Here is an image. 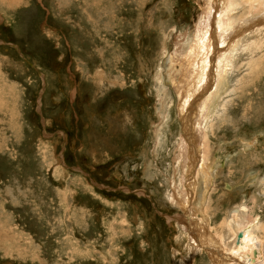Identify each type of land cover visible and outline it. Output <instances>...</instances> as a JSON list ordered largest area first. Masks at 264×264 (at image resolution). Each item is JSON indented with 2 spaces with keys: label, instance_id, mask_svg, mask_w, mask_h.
Returning <instances> with one entry per match:
<instances>
[{
  "label": "rangeland",
  "instance_id": "374dc122",
  "mask_svg": "<svg viewBox=\"0 0 264 264\" xmlns=\"http://www.w3.org/2000/svg\"><path fill=\"white\" fill-rule=\"evenodd\" d=\"M204 6L0 0V264H214L205 241L193 252L183 206L169 199L184 125L174 84L162 78L160 110L154 79L194 38ZM263 46L252 72L253 52L240 51L210 103L216 174L206 224L194 217L214 237L246 204L264 244Z\"/></svg>",
  "mask_w": 264,
  "mask_h": 264
},
{
  "label": "bare ground",
  "instance_id": "6f19581e",
  "mask_svg": "<svg viewBox=\"0 0 264 264\" xmlns=\"http://www.w3.org/2000/svg\"><path fill=\"white\" fill-rule=\"evenodd\" d=\"M204 3V19L197 30L198 34L196 31V35L187 45L184 42L181 45L178 43L179 46L175 47L167 60V73L163 74L164 72L158 69L154 76L160 110L166 108L169 98L166 83H163L162 78L174 84L178 95L177 110L182 114L180 116L184 125L182 138L174 156L177 164L172 171V177L169 178L172 185L169 199L173 204L183 206L185 223L183 224L179 216L177 218L183 225L187 224L193 232L196 244L195 246L192 243L194 253L203 248L200 241H205L208 246L204 247L209 250L214 264H264V244L256 224H248L254 220L249 217L246 204L231 209L228 219L222 222L223 225L218 228L219 231L214 237L208 231L204 232V223L194 217L197 211L201 212V220L204 219L206 224L204 200L216 174L213 173L215 159L210 155L205 141L209 106L220 81L232 73L240 51L253 52L251 60L244 56L246 61H250L251 72L262 64L263 56L255 58L254 50L256 46L264 45V0H204ZM239 7H245L246 11L236 17L233 12ZM249 13L252 17H245ZM257 15H260L259 18L254 19ZM175 44L177 45L176 42ZM160 110L158 109L159 112ZM177 169L181 172L180 175ZM200 182L203 190L196 196L194 203L193 198ZM223 185L226 191L232 189V185L226 181ZM190 214L192 216H189ZM189 220L195 223V228L189 224ZM218 256L223 262L216 260Z\"/></svg>",
  "mask_w": 264,
  "mask_h": 264
},
{
  "label": "water",
  "instance_id": "95a60500",
  "mask_svg": "<svg viewBox=\"0 0 264 264\" xmlns=\"http://www.w3.org/2000/svg\"><path fill=\"white\" fill-rule=\"evenodd\" d=\"M240 235H241V234H240V232H239V233H238V237H240Z\"/></svg>",
  "mask_w": 264,
  "mask_h": 264
}]
</instances>
